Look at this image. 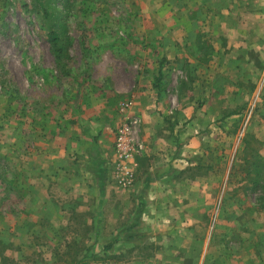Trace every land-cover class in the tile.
<instances>
[{
	"label": "rangeland",
	"instance_id": "374dc122",
	"mask_svg": "<svg viewBox=\"0 0 264 264\" xmlns=\"http://www.w3.org/2000/svg\"><path fill=\"white\" fill-rule=\"evenodd\" d=\"M197 4L0 0V264H134L129 187L115 181L122 193L104 197L84 173L83 187L60 180L44 211L20 177L34 174V144L51 119L74 131L82 116L118 119L115 129L134 118L142 145L136 77L154 87L145 125L154 158L194 139L186 170L188 182L202 179V264H264V0ZM238 42L250 47L244 67L232 66Z\"/></svg>",
	"mask_w": 264,
	"mask_h": 264
},
{
	"label": "crops",
	"instance_id": "0c3cea01",
	"mask_svg": "<svg viewBox=\"0 0 264 264\" xmlns=\"http://www.w3.org/2000/svg\"><path fill=\"white\" fill-rule=\"evenodd\" d=\"M197 2L203 4L205 0ZM260 9L264 11V7L260 6ZM226 31L227 34L232 32L247 34L243 30ZM233 48H236V54L232 66L247 65L250 59L246 52L250 51V47H247L246 43L238 42L233 44ZM255 51L260 53V48H256ZM248 77L246 74V79ZM149 83L148 80L141 82L137 77L134 78L135 104L132 111L135 110L140 115L141 130L145 132L144 135L141 134L142 145L139 143L136 148L140 150L138 155L134 154L136 150L126 159L117 155L114 138L118 119L102 117L97 121L93 116H82L76 122L74 131L67 129L70 126L67 120L51 119L48 137L44 140L37 138L34 144L31 162V167L35 169L34 174L22 175L20 183L24 188H36L33 193L38 200L46 202L45 211L52 205L49 195L56 184L59 186L60 180L64 188L75 186L78 181L81 182L80 187H83L81 176L85 173V177L90 178L89 188L102 187V190L94 192L104 197L112 193L121 194L122 190L112 188L113 182H119L129 187L126 192L134 196V238L126 235L119 238L115 246L123 247L124 242L133 238L134 264H202L204 241L200 236V229L197 232L203 224L202 179L194 175L188 182L186 170V165L190 162L186 153H192L194 139L181 142L182 147L178 156H165L163 153L160 154V159L154 158L150 146L152 141H149L151 134L149 128L145 127L148 115L150 117L148 96L153 93L154 88ZM59 125L66 129L60 131ZM260 142L264 143V138H261ZM131 160L134 165L128 167ZM69 180L71 182L68 185L65 181ZM72 181L76 183L73 184ZM78 191L81 193L83 189ZM65 193H68L67 189ZM221 206L219 205V208ZM129 225L131 223L127 224L125 230L130 229ZM195 232L199 233V236ZM114 235L113 237L117 236ZM102 243L103 241L98 239L93 247H99ZM95 251L99 252L96 249ZM104 252L102 251V254ZM121 252L124 253L126 250Z\"/></svg>",
	"mask_w": 264,
	"mask_h": 264
},
{
	"label": "built area",
	"instance_id": "2783aa9c",
	"mask_svg": "<svg viewBox=\"0 0 264 264\" xmlns=\"http://www.w3.org/2000/svg\"><path fill=\"white\" fill-rule=\"evenodd\" d=\"M124 106L127 107V104ZM137 128V120L132 118L123 122L115 130L114 149L120 158L126 159L139 146V143L135 140V132Z\"/></svg>",
	"mask_w": 264,
	"mask_h": 264
},
{
	"label": "trees",
	"instance_id": "16d2710c",
	"mask_svg": "<svg viewBox=\"0 0 264 264\" xmlns=\"http://www.w3.org/2000/svg\"><path fill=\"white\" fill-rule=\"evenodd\" d=\"M47 40L48 42L50 43V45L52 46H57V44L59 43L60 41V36H59V33L56 32L54 29L52 28H48L47 30Z\"/></svg>",
	"mask_w": 264,
	"mask_h": 264
}]
</instances>
